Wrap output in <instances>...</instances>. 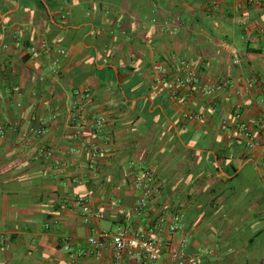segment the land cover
<instances>
[{"label":"crops","instance_id":"crops-1","mask_svg":"<svg viewBox=\"0 0 264 264\" xmlns=\"http://www.w3.org/2000/svg\"><path fill=\"white\" fill-rule=\"evenodd\" d=\"M262 27L264 0H0V120L17 129L0 135V264H113L110 247L71 258L63 246L70 238L77 253L101 230L146 231L178 214L167 264L183 238L199 264H264V146L247 151L230 136L264 114ZM42 41L51 53L32 60L28 48ZM57 48L67 55L55 74ZM182 60L203 83L231 88L181 105L155 76L160 66L181 74ZM84 90L85 113L107 123L72 142ZM210 106L213 114L185 119ZM93 145L105 157L90 164ZM143 170L162 189L137 215L133 181ZM75 196L103 218L85 222ZM123 264L149 263L126 253Z\"/></svg>","mask_w":264,"mask_h":264},{"label":"built area","instance_id":"built-area-1","mask_svg":"<svg viewBox=\"0 0 264 264\" xmlns=\"http://www.w3.org/2000/svg\"><path fill=\"white\" fill-rule=\"evenodd\" d=\"M261 32H264L262 27ZM245 39L249 41H256L254 36L248 34ZM52 49L46 41L39 44H34L28 48V55L32 60L41 59L44 54H50ZM57 57L52 61V67L55 74L59 73L60 58L67 55L66 51L62 48L55 50ZM234 64L238 65V61ZM171 66H160L155 76V82L162 89L166 90L171 98L177 100L181 105H185L188 97H202L210 98L214 96L219 90L231 88L232 84L229 80L224 79L217 85H207L203 83L199 75L195 72L194 67L188 61L182 60L178 64L181 74L170 76ZM264 86V80L262 81ZM77 103L79 106V113L77 124L74 127L71 140L72 142L80 141V136L83 129L88 128L93 133L100 132L104 125L107 123V116L95 115L91 116L85 113V105L92 100L89 90L77 91L75 93ZM264 104V100L260 101V106ZM215 108L210 106L208 109H200L196 115L186 113L185 119L196 120L202 119L207 114H213ZM239 119L241 116L240 108L237 107L235 114ZM41 125L39 128L34 129L33 133L36 135L44 134V122L38 121ZM17 132L16 127H6L0 120V135L4 136L7 132ZM230 136L235 142L241 143L243 148L247 151H253L257 148L264 146V114L259 117L253 124L238 123L230 131ZM84 146V145H83ZM85 147V146H84ZM74 153H78L77 148H71ZM90 164H94L96 160L105 157V150L99 146H91L89 149ZM51 155V154H49ZM141 176L133 181V188L136 196V203L134 211L137 215L142 214L143 210L147 208L150 201L159 197L161 194L162 186L159 184L158 178L153 172L143 170ZM74 205L81 211V217L85 222L94 219L103 218V210H93L91 200L85 196H75L73 199ZM184 220L181 215H173L169 220H163L154 224L149 230L134 231L127 227H118L114 232L101 230L95 235L87 239L89 249L81 248L77 253H73L74 247L70 238L64 244V249L70 254L71 258L79 257L85 258L89 255L100 254L107 247H110L113 252V264H123L124 256L126 253L143 256L149 264H167L164 259L166 237L173 236L183 228ZM50 224H47L49 228ZM188 240L183 238L171 248L170 264H199L200 257L189 258L187 252Z\"/></svg>","mask_w":264,"mask_h":264},{"label":"trees","instance_id":"trees-1","mask_svg":"<svg viewBox=\"0 0 264 264\" xmlns=\"http://www.w3.org/2000/svg\"><path fill=\"white\" fill-rule=\"evenodd\" d=\"M237 143V147H239V146H242V144L241 143H238V142H236ZM242 149H244V148H242ZM249 158V156H246V158L245 159H248ZM233 169H234V172H237V170H238V168H236V167H233Z\"/></svg>","mask_w":264,"mask_h":264}]
</instances>
